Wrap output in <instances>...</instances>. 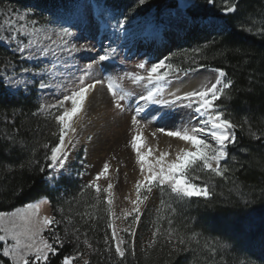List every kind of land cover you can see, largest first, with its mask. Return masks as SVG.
Here are the masks:
<instances>
[{
    "label": "snow or ice",
    "instance_id": "obj_1",
    "mask_svg": "<svg viewBox=\"0 0 264 264\" xmlns=\"http://www.w3.org/2000/svg\"><path fill=\"white\" fill-rule=\"evenodd\" d=\"M207 3L213 5L216 0H207ZM138 4L144 6L146 0H138ZM222 5L224 15L235 14L239 0H222ZM38 8L39 5H33L19 11L10 4L0 6V17L3 18L0 43L11 54L0 67V87L15 91L34 87L46 91L53 99L51 103H40L31 113L42 116L54 130L51 131L53 140L35 142L44 150L43 162L36 159L38 148L33 147L28 165L44 174L45 181L53 188L58 177L65 173L72 175V161L78 149L83 147L78 126L86 114L91 94L99 88L106 89L117 113L131 114V136L127 144L135 155L139 178L133 185L134 198L126 197L131 207L122 209L119 215L114 208L109 162L80 187L72 201H65L70 204L68 215H63V206L58 209L62 214L60 219L40 214L41 205L50 203L47 194L33 198L23 207L0 210V264H52L55 257H60V264H77V261L92 264L93 256L104 259L105 253L110 264H125L129 253L135 257V226L141 221L142 206L154 190L159 192L161 199L147 247L153 248L159 243L161 249L168 248L170 258L173 253L176 256L191 254L188 264H219L224 260L223 251L229 246L196 231L198 222L185 218L177 206L189 204L193 198H202L211 206L215 199L216 179L227 183L230 176H235L244 167L235 155L231 156V167L228 163L229 146L238 143L237 129L243 128L229 111L234 81L222 68H214L210 70L216 74L214 81L202 76L201 82L191 90L181 92L179 87L172 90L174 85L196 80L205 66L193 59L185 67L183 62L174 63L171 56L157 58L154 62L141 61L136 64L140 70L137 72L113 74L106 62L114 60L116 48L102 46L100 54L85 59L79 54L95 53L97 49L93 43H77L85 39L73 30L78 29V25L66 26L55 13L45 16V11L50 10L37 11ZM133 16L131 10L112 14L107 17L106 24L114 29L113 35H126ZM211 27L219 26L212 24ZM238 27L241 31L264 36V25L254 27V21L250 23L248 18L240 20ZM210 43H215V39ZM199 51L193 49V52ZM125 79L131 80L134 86H142L141 91L134 93L125 89ZM153 122L158 125L151 133L153 138L163 134L185 146L173 154L149 145L144 130ZM248 123L245 117L243 124ZM15 131L18 133L19 129ZM248 132L254 140L264 138V131L258 134L251 126ZM3 139L10 142L9 150L16 144L26 147L24 141L11 134H5ZM81 164H84L83 160ZM236 164L240 165L239 169ZM19 167L25 165L21 163ZM84 174L75 173L77 177ZM232 182L235 186V181ZM249 203L251 201L245 206ZM80 207L83 211H73ZM77 216L80 217L79 225L75 224ZM116 220L127 222V227L120 228ZM100 221L105 225L103 249L99 247V241L94 244L89 237V232L95 231ZM62 224L63 236L56 228ZM83 225L87 227L81 231ZM69 245L72 246L71 253L63 254V249Z\"/></svg>",
    "mask_w": 264,
    "mask_h": 264
},
{
    "label": "trees",
    "instance_id": "obj_2",
    "mask_svg": "<svg viewBox=\"0 0 264 264\" xmlns=\"http://www.w3.org/2000/svg\"><path fill=\"white\" fill-rule=\"evenodd\" d=\"M12 4H33L45 6L49 0H6ZM80 0H53L54 7L61 6L65 11L67 5H75ZM97 4L117 11H123L126 4H134L136 0H94ZM198 6L187 13L193 20L216 17L225 23L221 30H211L195 25L185 33L182 42L177 46L174 54V63L183 62L189 66L193 59L205 67L202 69L222 68L228 73V78L234 81L232 90L233 99L230 102L229 111L235 122L243 125L237 129L238 143L230 145L229 166L233 162L231 156L235 155L244 165L242 169L230 176L225 183L216 179L215 199L208 206L202 198H193L189 204L180 205L178 211L182 212L196 224V231L203 232L205 236L219 240L229 247L223 251L224 260L219 264H239L248 262L264 250V138L254 140L251 138L248 128L260 134L264 131V36L250 34L241 31L238 22L248 18L250 23L254 21V27L264 25V0H239V9L235 14L224 15L221 10L214 11L216 3L212 6L207 0H197ZM49 6V5H48ZM178 9L176 0H146V4L137 12L139 21L144 22L150 18H159L166 10ZM58 13L57 8L51 11ZM215 39V43H210ZM200 49L193 52V49ZM3 52L0 48V54ZM195 66V65H192ZM4 94V88L0 87V96ZM34 108V107H33ZM249 123L243 124L244 118ZM27 123L20 125L15 122L19 132L14 136L17 140L25 142L22 148L16 144L9 150L10 143L0 140V210H12L22 207L37 196L45 194L50 198L51 216L61 218L58 209L63 206L68 215L69 203L79 192L81 183L61 178L60 189L51 190L45 184V176L28 165L31 158V149L37 147L35 142L53 140L49 131L43 130L42 121L29 115ZM53 131V130H51ZM246 149L241 152L240 149ZM44 150L38 148L36 159L43 162ZM23 163L24 168L19 165ZM240 168L239 164L235 165ZM232 181H235V186ZM247 201H251L245 206ZM83 211V208L73 211ZM80 217H75V224L79 225ZM165 226V225H164ZM87 225L81 227V231ZM104 222L96 225L95 231L89 232V237L95 244L99 241V247L104 248ZM166 227V226H165ZM61 236L64 233V225L56 226ZM110 235V231H109ZM263 248V249H262ZM260 250V251H259ZM72 246H66L63 254H69ZM259 251V252H258ZM258 252V254H254ZM261 256V255H258ZM104 259L99 256L92 257V264H110L107 253ZM192 259L191 254L168 256V248L161 249L159 243L146 252L136 250L135 257L130 253L125 264H188ZM255 259V258H254ZM81 261H77L80 264ZM52 264H60V257L52 259Z\"/></svg>",
    "mask_w": 264,
    "mask_h": 264
},
{
    "label": "rangeland",
    "instance_id": "obj_3",
    "mask_svg": "<svg viewBox=\"0 0 264 264\" xmlns=\"http://www.w3.org/2000/svg\"><path fill=\"white\" fill-rule=\"evenodd\" d=\"M48 5L40 6L37 11L42 9L50 10L45 11V16L50 15L52 10L57 8L58 15L65 22L66 26L73 24L78 25L79 35L84 37L77 43H93L97 51L95 53H81L87 59L89 56H96L100 54L102 46L117 49V54L113 61L106 62L109 68L113 70V74L123 75L124 72H137L140 71L136 68V64L141 61H156L157 58L164 56H176L174 51L177 46L182 42L185 33L193 28L195 25L199 27L221 30L225 27V23L216 17H208L207 19L193 20L187 11L182 12L176 10H166L161 17H152L148 21L141 22L137 18V12L143 7L138 4V0L133 4H126L123 11L128 13L130 10L134 11V16L131 21V26L127 34L116 33L113 35L114 29L110 24H106L107 17L112 14H118L120 11L111 9L103 5L97 4L94 0H80L75 5H67L64 11L61 6L54 7L49 0ZM12 5L19 11H24L26 7L33 6V4L18 5L12 4L6 0H0V6ZM198 6L196 3L189 10H194ZM212 6V5H211ZM222 0H217V6L214 11L221 10ZM188 10V11H189ZM0 17V22H2ZM212 24L219 27L213 28ZM0 48L3 52L0 54V67L3 66V61L10 58L11 54L8 52L7 47L0 43ZM83 63L84 61H78ZM206 75H213L209 69L206 70ZM10 74V73H9ZM143 74V73H142ZM123 86L134 93H139L142 86H134L131 80L125 79ZM53 99L46 91H41L37 88L30 87L29 90L21 89L20 91L5 90L4 94L0 96V140L1 142L10 143L3 139L5 134L15 135L16 123L23 125L27 123L29 115L33 118L42 121L43 130L51 137V130L53 126L50 122H46L42 116H32L40 103H51ZM34 107V108H33ZM130 113L123 114L117 113L111 106L110 97L106 89L95 90L91 94L89 101L86 104V114L78 126V135L83 147L79 148L75 158L72 161L71 172L69 176L67 173L63 177H58V183L53 188L48 184L45 179V184L51 190L60 189L61 178H66L70 181H77L82 185L86 184L92 176L99 171L105 162H109L111 167L109 169V178L114 184V208L117 215L120 214L122 209L130 208L126 197L134 198L133 185L136 179L139 178L138 167L135 164V155L132 152L127 141L130 139L131 132L129 131ZM156 125L153 122L144 130V135L147 137L149 145L155 147L159 151H169L173 154L175 150L179 149L173 142H177L175 138L166 137L163 134H158L156 138L151 136L155 131ZM91 136L92 139L88 140L87 137ZM50 140V139H48ZM175 140V141H174ZM85 148L87 151H85ZM181 148V147H180ZM81 160L84 164H81ZM85 173L82 177H77L75 173ZM106 183V182H103ZM161 196L158 191L154 190L149 194L148 201L142 206L143 214L140 223L136 227L135 236V249L146 252L148 243L152 239V231L154 230V220L156 211L159 205ZM167 199V197H164ZM23 207V206H22ZM41 215L51 216L50 204L41 205ZM116 225L120 228L127 227V222L116 220ZM166 226V222L164 224ZM131 241V237L128 238ZM264 241V240H263ZM263 249V248H262ZM260 251V250H259ZM258 251V252H259ZM254 252V254H258ZM258 255L248 262L239 264H264V250H261ZM82 264V262L80 263Z\"/></svg>",
    "mask_w": 264,
    "mask_h": 264
},
{
    "label": "bare ground",
    "instance_id": "obj_4",
    "mask_svg": "<svg viewBox=\"0 0 264 264\" xmlns=\"http://www.w3.org/2000/svg\"><path fill=\"white\" fill-rule=\"evenodd\" d=\"M215 75L216 74H213V75H209L206 73H202V74H199L197 75V78L196 80L194 81H191L187 84H184V85H174L173 89L172 90H175L176 87H179L180 88V91L183 92V91H188V90H191L193 87H195L198 83L201 82V77L202 76H207L208 77V80L211 82V81H214V78H215ZM173 144L176 146V147H184L185 145L183 144V142H180L177 140V142H173ZM178 150V149H177ZM176 151V150H175Z\"/></svg>",
    "mask_w": 264,
    "mask_h": 264
},
{
    "label": "water",
    "instance_id": "obj_5",
    "mask_svg": "<svg viewBox=\"0 0 264 264\" xmlns=\"http://www.w3.org/2000/svg\"><path fill=\"white\" fill-rule=\"evenodd\" d=\"M176 3L178 6V10L185 12V11H188L192 6H194L197 3V0H176ZM206 70L208 69L200 70V74L208 72Z\"/></svg>",
    "mask_w": 264,
    "mask_h": 264
}]
</instances>
